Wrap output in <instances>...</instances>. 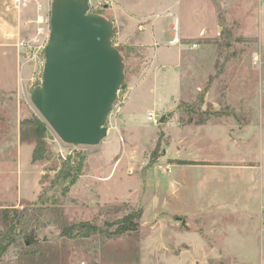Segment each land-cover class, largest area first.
I'll use <instances>...</instances> for the list:
<instances>
[{
  "label": "rangeland",
  "instance_id": "374dc122",
  "mask_svg": "<svg viewBox=\"0 0 264 264\" xmlns=\"http://www.w3.org/2000/svg\"><path fill=\"white\" fill-rule=\"evenodd\" d=\"M51 1L15 0L11 7L20 11L17 30L4 35L5 23L14 27L17 19L3 17L5 3L0 4V200L13 202L20 182L31 202L15 206L19 209L59 197L62 162L71 163L78 151L84 156L83 167L63 198L69 222L101 225L138 208L142 216L130 238L69 239L67 264H264L260 0H173L181 9L182 34H176L174 25L172 34L176 45L187 49L181 55L187 92L175 100L176 106L163 110L149 108L142 98L133 100L138 83L152 81L156 53L154 46L146 45L152 42L150 35L137 33L130 18L113 24L111 43L123 58L124 77L106 118V136L94 146L61 141L30 100L31 90L41 83L43 66L24 63L16 41L45 26L37 19L50 17ZM105 5L98 0L89 12L111 21L115 7ZM163 19L168 41L173 18ZM201 74L205 76L199 82ZM141 101L143 107H138ZM180 103L192 106L194 113L178 108ZM127 111L135 114L134 124L124 122ZM150 111L157 114V125L147 121ZM34 116L45 124L46 151L43 160L32 162L33 146L19 142V125ZM36 225L35 236L24 241L59 240L49 212ZM17 254L18 247L9 246L0 264H14Z\"/></svg>",
  "mask_w": 264,
  "mask_h": 264
},
{
  "label": "water",
  "instance_id": "95a60500",
  "mask_svg": "<svg viewBox=\"0 0 264 264\" xmlns=\"http://www.w3.org/2000/svg\"><path fill=\"white\" fill-rule=\"evenodd\" d=\"M89 7V0L51 1L41 83L30 92L42 118L73 146H94L106 136L124 77L123 58L111 43L113 24Z\"/></svg>",
  "mask_w": 264,
  "mask_h": 264
},
{
  "label": "trees",
  "instance_id": "16d2710c",
  "mask_svg": "<svg viewBox=\"0 0 264 264\" xmlns=\"http://www.w3.org/2000/svg\"><path fill=\"white\" fill-rule=\"evenodd\" d=\"M118 51L119 49L116 48ZM120 53V52H119ZM178 108L186 112L194 113L192 106L180 103ZM45 124L37 117L24 119L19 125V142L33 146L32 162L45 158L46 143L44 138ZM84 156L80 152L74 153L71 163L62 162L63 170L58 175L59 197L44 199L40 205L32 208L19 209L13 205H3L0 202V258L11 245L18 247V254L14 264H67L71 245L69 239H85L95 235H103L109 238L128 235L132 237L139 228V221L142 210L132 209L122 217L115 220H107L101 225L91 221L69 222L64 214V197L69 187L74 183L76 176L83 167ZM39 199V197H38ZM26 199H21L19 204L29 203ZM44 202L47 206L44 205ZM44 212H49L53 217V222L59 229L60 237L57 241L47 239L33 241L24 239L34 234L36 221ZM35 236V234H34Z\"/></svg>",
  "mask_w": 264,
  "mask_h": 264
},
{
  "label": "crops",
  "instance_id": "0c3cea01",
  "mask_svg": "<svg viewBox=\"0 0 264 264\" xmlns=\"http://www.w3.org/2000/svg\"><path fill=\"white\" fill-rule=\"evenodd\" d=\"M14 1L15 0H0V4L5 3L4 7L6 8L5 11L2 10V16L6 17L8 20H10L11 16L17 19L14 27L9 21L5 23V26H7V28H4V30H2V35L14 33L12 31H9L10 29L14 31L17 30V22L19 23L20 11L18 9L16 10V8L14 7H11ZM96 1L98 0H89V4H93ZM102 1L108 3L109 8L110 6L114 5L112 0ZM262 1L263 0H260L259 2L260 14H262L264 9V2L262 3ZM114 2L115 9H109L110 11L112 10L111 12L113 14V17L110 18L112 24H114V26L116 27L118 25V21H122V19L124 18H130L134 20L136 22L135 24L137 25L136 32L141 34L145 31L144 33H148L152 39V42L146 45H152L155 47L156 54H154L153 58L151 59V67H153L154 71L152 75V81L148 80L144 82L143 80H141L133 91V100H141L142 98V100L150 105L149 108L158 110L176 106L175 100L177 101V99L182 96V94L185 95V93L187 92L185 90V88L187 89V87H184L183 77L181 76V55L183 50L187 49H184L185 44H183L182 46L176 45L177 37L176 39H173L172 34L173 25L176 27V34H182L181 9L177 8V6L173 4V0H114ZM108 5L105 6L108 7ZM158 12H160L161 14L158 17H155ZM150 17L152 18L151 21L149 23H144L145 21L143 19L147 20ZM165 17L173 18V23L170 24L171 30L169 32L172 37L168 41H164L165 29L163 18ZM146 24L148 26H146ZM259 31L261 35V30ZM195 32L201 33V28H199L198 32ZM3 44L4 43H1V45ZM172 51H175L173 55ZM211 61L212 58L208 60V62ZM200 76L201 80H199V82L202 81V78L205 76V74H201ZM143 93L145 94V96L142 97ZM143 104L144 102L141 101L137 106L143 107ZM123 117L124 122L128 124H134L136 122L135 114L131 111H127L126 113H124ZM18 160L19 159H17V170L19 171L18 173L21 177V166ZM21 188V182L15 186V190L13 191L14 194L12 195L14 198L13 202H5L1 200L0 202H2L3 205L18 206L21 199H27V197L23 195ZM8 191H10L9 187Z\"/></svg>",
  "mask_w": 264,
  "mask_h": 264
},
{
  "label": "built area",
  "instance_id": "2783aa9c",
  "mask_svg": "<svg viewBox=\"0 0 264 264\" xmlns=\"http://www.w3.org/2000/svg\"><path fill=\"white\" fill-rule=\"evenodd\" d=\"M43 21L45 24L44 27L38 25L34 34L29 38H18L16 41V48L18 49L19 57L28 65L39 64L41 67L44 65V49L47 45L50 33L49 17L45 18V20L42 17H38V24H42ZM146 119L153 125H157L159 121L157 114L152 111L146 114Z\"/></svg>",
  "mask_w": 264,
  "mask_h": 264
}]
</instances>
